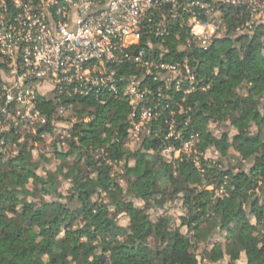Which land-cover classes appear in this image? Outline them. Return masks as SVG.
Listing matches in <instances>:
<instances>
[{
	"label": "trees",
	"instance_id": "trees-1",
	"mask_svg": "<svg viewBox=\"0 0 264 264\" xmlns=\"http://www.w3.org/2000/svg\"><path fill=\"white\" fill-rule=\"evenodd\" d=\"M247 17L243 6L231 7L225 30L206 51L195 44L182 48L187 35L177 27L151 39L156 59H186L194 75L185 111L175 117L183 138H166L173 116L163 107L164 96L177 91L148 77L159 115L146 124L150 131L137 146L126 147L133 108L119 79L140 72L132 63L113 67L120 82L116 95H38L46 118L37 125L39 135L61 120L59 107L71 111L64 117L67 149L55 145L53 156L36 159L27 141L11 154L0 143V264H237L242 256V264H264V24L237 33ZM140 47L149 51L144 41L134 48ZM160 85L162 97L156 96ZM209 121L234 132L201 133ZM13 132L3 131L0 139ZM190 135H197L198 154L214 150L219 157L200 156L198 165L193 154L164 159L165 147ZM51 158L60 163L39 173L41 159L45 164ZM62 182L69 185L65 194ZM175 201L182 209L178 225L169 215L152 218L151 210ZM121 214L126 226L118 222ZM222 235L225 242L208 247ZM202 244L198 257L194 250Z\"/></svg>",
	"mask_w": 264,
	"mask_h": 264
},
{
	"label": "built area",
	"instance_id": "built-area-1",
	"mask_svg": "<svg viewBox=\"0 0 264 264\" xmlns=\"http://www.w3.org/2000/svg\"><path fill=\"white\" fill-rule=\"evenodd\" d=\"M240 5L248 17L236 32L250 34L259 24L255 12L262 11L257 0H0V134L9 119L12 128L20 120L45 124L38 95H116L120 82L113 67L127 62L140 69L119 79L133 108L131 120L156 119L159 104L148 77L177 92L195 81L186 59L183 64L156 59L151 39L177 27L187 35L182 48L195 44L206 51L223 33L227 12ZM193 20L203 28L200 35L192 30ZM143 41L149 51L135 50ZM185 75L189 79L183 81ZM172 126L170 120L168 130Z\"/></svg>",
	"mask_w": 264,
	"mask_h": 264
},
{
	"label": "rangeland",
	"instance_id": "rangeland-1",
	"mask_svg": "<svg viewBox=\"0 0 264 264\" xmlns=\"http://www.w3.org/2000/svg\"><path fill=\"white\" fill-rule=\"evenodd\" d=\"M262 4H264V0H257V5L259 8L262 9V11L261 12H259V11L255 12L254 16L256 18L259 17V19H258L259 21H257V23H263L264 24V8L261 6ZM243 24H244V22H243ZM182 78H183L182 80L184 81L187 78L189 79V76L185 75V77H182ZM193 87L194 86H192V88L188 87V88L184 89L183 93L175 92L172 95H167V97L170 101V112H171V115L173 116L172 117L173 118V126H172V130H168V133L166 134V138L173 137V136L178 137L179 135H180V138L184 137V136H182L181 129H180L181 127H183L181 125V123L179 122L180 127L178 125L175 126V123H176L175 117L178 113L185 111L184 107L182 105V102L185 100L187 92L189 90L194 89ZM204 88H206V86H202V89H204ZM43 94H44V92H43ZM45 94L50 96L52 93L48 92ZM70 114H71V111L67 108H65L62 112H59L58 115H59V117H61V120H54L53 121L52 131L42 133L40 135L38 134V128H37L36 124L31 125V124H28L22 120L16 121L15 125L13 126L14 132L9 135V137H8L9 139L8 140L2 139L3 140L2 142L4 144H6L5 145L6 152L8 154L14 153L17 149H19L17 144L22 143L23 141L28 142L27 149H29V151L32 153L33 157L36 159L40 158V155H46V157L53 156V150L55 148V145H57L58 148L62 147L63 150H66L67 144L63 140V138L66 137L65 131L70 127V125L64 119L66 117L69 118ZM148 122L149 121H147L146 119H144V120L141 119L139 122L131 120L132 127L130 129V136L127 140L126 147L133 148V147L137 146L138 142L140 141L141 135L149 133L150 126L149 125L146 126V124ZM11 123L12 122L9 119V121H4L1 126L4 129H6V131H7V130L12 128L10 125ZM209 131H212L216 135H221L223 133V131H226V132L228 131L229 136H231L234 132L231 129H227L225 127L219 126V124L215 121H209V122H206L205 124L202 125L201 133H207ZM197 135H192L189 138V140H184L176 146L165 147L162 150V155H163L164 159L167 161H171V160L179 157L182 153L193 154L194 160L196 161V164L198 165L199 161H200V159H199L200 156H203L205 158H212V159L218 158L220 155L219 151L210 150V151H206L205 153L199 152V154L196 152L195 147H194V143H195ZM14 139H15V141H14ZM60 141H61V143H60V145H58V142H60ZM227 159L228 158H226L225 163L228 162ZM41 160H42V164L39 167V169L37 170L39 173H43V168H46L49 170H54L55 167L60 163L59 160H56L53 158H51L50 161L46 162L45 164H44L43 159H41ZM232 164L237 165V163L235 161H232ZM249 166H250V163L246 162L244 164V169H248ZM117 170H118V167L117 168L115 167L112 170V172L117 171ZM68 186H69L68 183L62 182L60 184L59 191L62 194H65ZM209 189H211V187H209ZM220 192L221 191H218L217 193H220ZM46 199H50V197H46ZM137 204L141 205L142 202L137 201ZM150 213H151L152 218L158 217L162 214L169 215L173 219H175V224L178 225L179 218L182 215V209L180 207V203L178 201H175L173 203L166 204L164 206L163 210H161V209L156 210V211L151 210ZM118 222H119V224L126 226L128 224V218L126 217V215L121 214L118 218ZM214 242L223 243V242H225V237L223 235L222 236H215L212 239V241L209 243L208 247H210ZM202 249H203V244L199 245L194 250V253L198 257H200ZM244 262H245V258H244V256H242L241 259L237 262V264H242ZM204 263H206V262H204ZM220 264H225V262H222Z\"/></svg>",
	"mask_w": 264,
	"mask_h": 264
},
{
	"label": "clouds",
	"instance_id": "clouds-1",
	"mask_svg": "<svg viewBox=\"0 0 264 264\" xmlns=\"http://www.w3.org/2000/svg\"><path fill=\"white\" fill-rule=\"evenodd\" d=\"M190 23L196 24V26L192 29L193 32L196 35H200L203 32V28L198 23H196L194 20L193 21H190Z\"/></svg>",
	"mask_w": 264,
	"mask_h": 264
}]
</instances>
